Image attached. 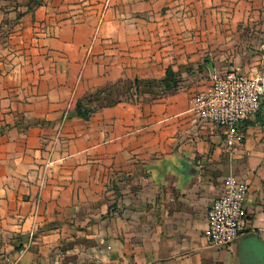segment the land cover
I'll return each instance as SVG.
<instances>
[{
	"label": "crops",
	"instance_id": "1",
	"mask_svg": "<svg viewBox=\"0 0 264 264\" xmlns=\"http://www.w3.org/2000/svg\"><path fill=\"white\" fill-rule=\"evenodd\" d=\"M74 1L0 0V256L26 247L24 264H264V101L233 145L190 101L215 70L261 72L264 0H111L101 19ZM227 23L256 44L216 56L219 36L235 44ZM204 63L200 80L98 100L122 79ZM229 173L249 184L248 227L210 245L207 210Z\"/></svg>",
	"mask_w": 264,
	"mask_h": 264
},
{
	"label": "built area",
	"instance_id": "2",
	"mask_svg": "<svg viewBox=\"0 0 264 264\" xmlns=\"http://www.w3.org/2000/svg\"><path fill=\"white\" fill-rule=\"evenodd\" d=\"M191 108L200 118L225 128L226 142L237 144L244 139V124L255 117L264 101V56L261 72L247 75L238 67L224 72L214 71L210 85L192 95ZM249 191L246 180L229 173L223 190L215 196L207 210L204 235L210 245L227 246L248 227L245 199ZM26 247L4 252L0 264H24Z\"/></svg>",
	"mask_w": 264,
	"mask_h": 264
},
{
	"label": "rangeland",
	"instance_id": "3",
	"mask_svg": "<svg viewBox=\"0 0 264 264\" xmlns=\"http://www.w3.org/2000/svg\"><path fill=\"white\" fill-rule=\"evenodd\" d=\"M74 9L76 10L75 12H79V14H82V15H85V12L86 11H93L95 10L96 12L99 13L100 15V19L103 17L104 13L106 12V10L108 9V7L110 5H112L111 3V0H75L74 2ZM243 23V22H241ZM229 23L226 24L225 26V30L228 31H233V33L235 34L234 30H233V27L232 26H229L228 25ZM240 29H239V28ZM237 27V36L235 34V38L234 41L235 44L232 45V46H220L222 45L223 43H225V41H228L230 40L231 37H225V36H219V38L217 39V42L216 44L214 45H218L216 46L215 49H213V52L215 53L216 56H220L221 52L222 51H226V50H230L232 51L235 50V51H241V49H243L245 46H250L252 43H255L257 42V39L259 38V36H256V35H253V34H250L249 32H247L245 29H247L246 26H238ZM241 29H244L245 31L244 32H241ZM222 33V32H221ZM229 36V34H228ZM256 49V48H255ZM239 51V52H240ZM209 52V51H207ZM204 61L205 62H209V58L207 54H204ZM208 57V58H207ZM202 65H205L204 67ZM200 65L199 67H196L195 70H194V67L193 66H188L186 68V71L185 74L183 73H180V74H177L180 82L181 80L183 79V77H186V76H192L196 75V77H198V80H200L201 78L205 77L208 72L210 71L208 68V66L204 63ZM219 68V67H217ZM141 88H140V92L137 94V93H133L132 94V91L129 90V91H126V89L124 88L123 84H118L116 85V87H112V85H109L108 86H105V88L102 89V91H106L105 95H103V93H99V95H102V97H100V99H98L99 101H107V102H110V101H116L118 99H139V98H142L144 96H149V95H153L155 93H157V89L158 87L156 86V83L155 82H150V81H145V82H142L141 83ZM134 91V90H133Z\"/></svg>",
	"mask_w": 264,
	"mask_h": 264
},
{
	"label": "trees",
	"instance_id": "4",
	"mask_svg": "<svg viewBox=\"0 0 264 264\" xmlns=\"http://www.w3.org/2000/svg\"><path fill=\"white\" fill-rule=\"evenodd\" d=\"M147 81H152L156 83V86L158 87V91H166V90H171L174 88H177V86L179 85V78L177 76V74L175 73V71L173 70V68L168 67L167 68V72L164 78L161 79H151V80H147ZM123 84L124 88L126 89V91L131 90L132 94L133 93H139L140 92V88H141V81L139 78L135 77L133 79H129V80H120L119 82L115 83L112 85V87H116V85L118 84ZM134 90V91H133ZM91 99H89L90 101ZM120 100V99H118ZM77 112L83 116V117H88L89 116V112H90V108L83 105L82 101H78L77 102Z\"/></svg>",
	"mask_w": 264,
	"mask_h": 264
}]
</instances>
